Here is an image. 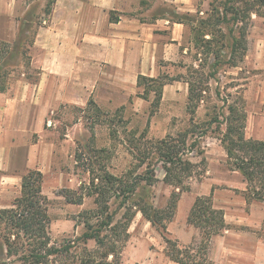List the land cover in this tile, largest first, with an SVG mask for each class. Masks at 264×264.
Segmentation results:
<instances>
[{
  "label": "crops",
  "instance_id": "0c3cea01",
  "mask_svg": "<svg viewBox=\"0 0 264 264\" xmlns=\"http://www.w3.org/2000/svg\"><path fill=\"white\" fill-rule=\"evenodd\" d=\"M46 1L33 13L37 28L27 62L8 74L7 89L0 91V210L11 207L21 195L26 172L52 171L55 143L48 123L62 107L84 109L93 99L101 109L143 113L153 125L194 123L188 118L190 84L185 65L198 61L192 56L194 35L197 24L204 22L201 16L207 13L209 0H55L49 15ZM33 3L0 0V41L18 40L22 22L30 21ZM261 42L256 45L252 40L244 59L231 69L240 70L243 63L245 68L264 70ZM27 66L37 69L35 78ZM164 74L174 79L164 85L152 113L155 92L140 96L144 87L138 79ZM247 86L245 137L264 141V85L249 82ZM202 107L203 102L198 112ZM206 117L203 114L201 119ZM214 128L215 122L208 133L198 136L201 154L193 156L202 158L203 166L190 159L201 171L187 179L188 189L181 192L167 230L181 245L200 242L201 230L188 222V216L198 196L212 195L214 208L223 210L226 223V229L210 240L212 264H264V237L259 233L264 202L247 200L248 182L229 167L228 153ZM158 182L166 187L165 194L174 190L164 177ZM59 221L68 231L80 227L73 217ZM166 247L161 233L138 211L120 264H181L170 259Z\"/></svg>",
  "mask_w": 264,
  "mask_h": 264
},
{
  "label": "rangeland",
  "instance_id": "374dc122",
  "mask_svg": "<svg viewBox=\"0 0 264 264\" xmlns=\"http://www.w3.org/2000/svg\"><path fill=\"white\" fill-rule=\"evenodd\" d=\"M41 2L42 0H34V8L28 15L30 21L22 22L21 37L25 38L20 48L11 51L13 57L9 58L10 64L7 66L10 70L14 68V65H16L15 70H17L18 64L27 62V55L22 53L23 51L28 53L30 50V44L37 28L35 23L37 17H34L35 11L39 10ZM209 2L207 13L201 16L204 22L200 21L197 24L194 35L196 39H194L192 56L198 61L187 62L185 65L187 80L195 83V93L201 96L200 101L196 100L195 104L197 105L194 112L191 111L190 103L192 102L189 100L188 118L194 119V123L190 121V124H183L186 121L182 120V125H153L143 113L119 108H100L101 112H98L87 107L84 110L67 106L51 114L48 127L52 131L50 138L55 143L54 163L52 171L44 175L43 191L50 199L49 214L52 221L50 234L53 242L59 245L64 244L83 232V224L80 225L78 231L76 228L68 231V227L61 224L59 219L73 217L76 223H82L84 215H80V213L97 209L95 199L98 196L95 194L94 184H98L97 177L103 175L104 171L113 173L123 178L126 183H130L129 179L132 175H145L150 165V168L155 171L156 177H165V164L160 158V141L174 139L183 142L185 139L187 144L181 145L183 152L186 153L185 157L195 161L196 165L203 166L202 158H194L193 156L201 154L193 145L194 141H198V136L208 133L212 129L215 119L224 121L230 112L229 107L231 105L245 111L246 99L243 92L248 87L249 82H254V85L258 86L264 85V70L245 68L243 63H241L242 69L235 70L231 69L230 64H227V61L240 64V60L244 59V54L249 47L248 44L252 40L256 45L262 41L261 45H263L264 16H259L254 10H251L256 7V4L250 0H234L233 2L209 0ZM226 2L228 3L226 4ZM224 7L230 8V10L231 8L240 10V17L250 13V19L242 20L241 18L238 23L232 20L225 22L222 18ZM163 9L172 10L168 7H163ZM230 10L226 13L228 19L232 18V11ZM210 22L211 25H209ZM230 29L233 31L231 34ZM233 36L241 41L235 52H232ZM205 39L212 40L211 51L207 50ZM261 47L263 48V46ZM214 51L220 53V63L216 66ZM261 52V55L264 56V50ZM26 69L32 78L37 76V69L28 66ZM202 102L205 104V108L202 107L201 112H198V107ZM151 112H154L153 109ZM199 113L204 114V116L206 114V119L202 120V115ZM219 125L220 123L216 122V128L213 131L220 138L227 125L225 123ZM192 149L196 150V153ZM190 171L192 174H195V171L198 174L201 169L194 166ZM144 184L142 183L138 187V193L145 194L148 192L149 201H152L159 208H165L171 192L165 194L166 187L158 181L153 186L145 187ZM183 185L187 186V179ZM68 196L72 197L74 201L82 199L81 204L83 205L78 206V203H74L75 206H68ZM100 197L104 200V196ZM106 197L109 196L106 195ZM102 199L101 202L104 203ZM263 228L264 225L259 233L264 237ZM201 241L190 245L198 248ZM94 246L95 242L90 241L89 247ZM201 256H197L198 262L203 260ZM12 264H18V262ZM210 264H212L211 261Z\"/></svg>",
  "mask_w": 264,
  "mask_h": 264
},
{
  "label": "trees",
  "instance_id": "16d2710c",
  "mask_svg": "<svg viewBox=\"0 0 264 264\" xmlns=\"http://www.w3.org/2000/svg\"><path fill=\"white\" fill-rule=\"evenodd\" d=\"M250 1L256 4L255 9L251 10L259 16H264L262 9L264 0ZM54 2L55 0H47L46 15L52 12ZM229 10L230 8L224 7L222 18L225 22L232 20L238 23L241 18L250 19V13L240 17V10L235 8H231L232 18L228 19L226 13ZM211 24L210 22L209 25ZM231 33H233L232 29H230ZM21 36L20 30L18 40L13 44L0 41V91L7 89V76L15 70L16 65L13 69H8L7 66L10 64L8 60L13 57L12 49L22 46L25 37ZM204 42L207 50L211 51L212 40L205 39ZM240 43L241 41L233 36L232 52H235ZM243 50L245 52L246 47ZM214 53L216 66L220 63V53L218 51ZM22 54L27 53L23 51ZM227 64L237 65L232 61H227ZM173 79L167 74L157 78L139 76L138 84L144 87L140 96L147 98L151 91L155 92L153 111L160 103L164 85ZM189 84V99L192 102L190 108L194 112L196 100L200 101L201 96L195 93V83L189 80ZM87 108L101 112L93 99L89 101ZM229 111L224 121L214 120L220 125L224 123L227 125L220 139L228 153L229 167L240 171L247 180L248 190L245 192L247 200L264 202V141L245 137V111L232 105ZM185 144H187L185 139L183 142L174 139L160 141V158L165 164L164 181L174 187L165 208H159L149 201L148 192L139 194L137 191L142 183H145L146 187L153 186L158 181L150 165L145 175H132L129 179L130 183H126L123 178L113 173L104 171L103 175L97 177L100 183L94 184L95 194L98 196L95 199L97 209L80 213L84 215V219L82 223H76V226L83 224V232L60 245L52 241L50 234V199L43 193L44 174L36 169L29 170L22 177L21 195L13 201L11 207L0 210V264L17 262L18 264H120L122 252L129 239L130 224L138 211L142 212L161 233L167 244L166 254L171 260L181 264H210L208 259L210 240L213 235L222 233L226 229L224 212L214 208L212 195L198 196L188 216V222L198 227L202 233V241L198 248L194 245H181L177 239L169 235L167 230V222L175 215L181 192L188 189L183 183L192 175L190 170L194 167V163L185 157L186 153L181 148V145L185 146ZM193 145L197 147V140ZM106 195L109 197L105 198ZM100 196H104V200ZM67 202L81 204L82 199L74 201L68 196ZM92 240L95 246L89 247V242ZM197 256H201L203 260L198 262Z\"/></svg>",
  "mask_w": 264,
  "mask_h": 264
},
{
  "label": "built area",
  "instance_id": "2783aa9c",
  "mask_svg": "<svg viewBox=\"0 0 264 264\" xmlns=\"http://www.w3.org/2000/svg\"><path fill=\"white\" fill-rule=\"evenodd\" d=\"M43 22H44V23H46L47 21H46V20H44ZM49 124H50V121H49Z\"/></svg>",
  "mask_w": 264,
  "mask_h": 264
}]
</instances>
